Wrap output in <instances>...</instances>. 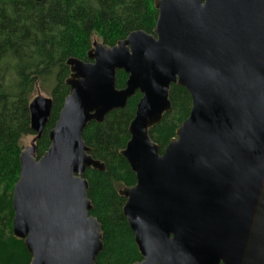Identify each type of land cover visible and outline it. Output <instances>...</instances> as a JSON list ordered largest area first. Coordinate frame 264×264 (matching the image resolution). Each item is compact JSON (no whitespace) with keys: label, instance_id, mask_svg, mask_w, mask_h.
<instances>
[{"label":"water","instance_id":"95a60500","mask_svg":"<svg viewBox=\"0 0 264 264\" xmlns=\"http://www.w3.org/2000/svg\"><path fill=\"white\" fill-rule=\"evenodd\" d=\"M153 5V35L93 42L87 62L67 60L69 94L39 159L34 143L52 102L29 103L35 137L20 152L11 198L12 234L29 264H95L102 235L83 174L104 165L82 135L136 92L120 152L136 183L119 191L142 258L135 264H264V0ZM117 71L127 75L122 89ZM172 85L188 92L191 109L160 153L148 132L170 111Z\"/></svg>","mask_w":264,"mask_h":264},{"label":"trees","instance_id":"16d2710c","mask_svg":"<svg viewBox=\"0 0 264 264\" xmlns=\"http://www.w3.org/2000/svg\"><path fill=\"white\" fill-rule=\"evenodd\" d=\"M157 11L153 0H0V264H29L23 241L12 234V191L19 177L21 140L34 136L29 103L36 87H49L50 116L35 140L39 159L49 146L64 99L69 94L67 60L87 62L93 38L113 47L134 31L153 35ZM127 75L117 71L115 86L122 89ZM141 95L136 92L123 109L107 114L102 123L90 122L83 131L89 154L104 165L88 168L90 215L100 225L103 248L95 264H135L142 260L122 208L119 191L135 185V176L120 152L129 140L128 127ZM170 111L149 130L148 136L163 152L176 129L190 113L188 92L172 85Z\"/></svg>","mask_w":264,"mask_h":264},{"label":"rangeland","instance_id":"374dc122","mask_svg":"<svg viewBox=\"0 0 264 264\" xmlns=\"http://www.w3.org/2000/svg\"><path fill=\"white\" fill-rule=\"evenodd\" d=\"M97 41L98 40L96 39V37H94L93 38V42H97ZM97 43H99V42H97ZM36 96H42V97L50 98V96H49V87H45L44 89L36 87V91L34 92V96H33L32 99H34ZM33 139H34V136L24 137L21 140V145H22L23 149L26 148L27 146H29Z\"/></svg>","mask_w":264,"mask_h":264}]
</instances>
